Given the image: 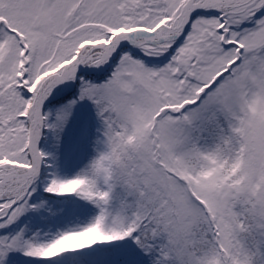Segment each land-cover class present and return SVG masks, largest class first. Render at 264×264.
Returning <instances> with one entry per match:
<instances>
[{"label":"snow or ice","instance_id":"snow-or-ice-1","mask_svg":"<svg viewBox=\"0 0 264 264\" xmlns=\"http://www.w3.org/2000/svg\"><path fill=\"white\" fill-rule=\"evenodd\" d=\"M0 264H264V0H0Z\"/></svg>","mask_w":264,"mask_h":264}]
</instances>
